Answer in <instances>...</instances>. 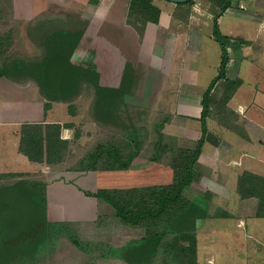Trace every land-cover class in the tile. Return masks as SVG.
Here are the masks:
<instances>
[{"label":"rangeland","instance_id":"obj_1","mask_svg":"<svg viewBox=\"0 0 264 264\" xmlns=\"http://www.w3.org/2000/svg\"><path fill=\"white\" fill-rule=\"evenodd\" d=\"M239 1L245 9L240 10L237 0H231L232 12L231 14L228 13L222 20V25H220L222 31L226 32V28L233 27L234 23L239 26L238 21H248L240 18L244 14L260 12L264 9V0ZM71 12L73 13V11ZM217 12L218 9L210 0H194L189 8H185L184 13L172 12L171 25H177L178 27L183 26V24L184 26L189 25V27L200 25L203 29L200 51L196 55L188 56H185L186 53L183 51L180 55L184 61L185 58L187 60L184 62L183 69L187 63L190 64L189 60H193V65H190L194 67V72H189L185 77H183V72L180 73V69L177 68V62H180V53L178 55L174 53L173 42L164 43L162 47L152 48L151 44L158 43L156 36H153L149 38L148 44L146 43L144 46L137 45L136 49L133 50L134 54L130 56L133 51H128L123 41L116 37L114 39L116 45L129 56V61H131L125 71L126 76L121 89L116 96L118 103H114L113 106L109 107L111 115L108 118H103L99 122L101 124H99L92 112L94 88L88 83L82 82L79 84L77 94L66 102L67 108L64 109L65 113L62 112L63 116L67 115L65 119L72 126L69 131L70 144L67 148L66 158L62 161L63 163L55 165V169L61 172H77L75 170L79 167L82 156L86 155L98 143L116 144L120 150H123L122 156L126 157L129 150L123 149L126 141L123 132H125V127L129 126L136 129V132L130 130L128 133L132 143L135 138L136 140L140 138L141 145L137 156L130 162L129 168L126 171L122 170L123 172L115 178L114 181L119 186L117 189L126 190L128 186L133 185L135 187H159L163 182L166 183L169 180L167 175H171L169 154L163 156L165 159L160 163L149 160L151 155L154 154V145L158 140L155 131L156 126L164 123L162 128L164 138L162 140L165 145L172 143L174 147L178 145L180 149L192 150L200 138L201 124L199 120L195 122L194 118H189L192 113L190 111L191 107L177 110V94L180 93L165 91L173 90L178 84V86L183 87L185 93L195 97L200 96L199 98L202 99L203 92L218 74V65L221 60L219 46L213 42L214 40L210 39L212 21ZM176 15L181 16V18H188V20H186V23L176 20ZM191 16L192 19H189ZM76 17L75 19H40L42 25H37L32 30L37 35L42 27L47 31L54 30L55 27L57 29L64 26L65 23H70L69 30H80V24L76 20L79 19L80 21L82 19ZM219 18L216 21L217 25ZM8 22H10V18L0 17V31H2V27L8 25ZM245 23H242L241 26L245 36L254 37L255 28ZM10 26L15 27L17 25L10 22ZM99 28V21H92L90 29H93V32H90L89 36L95 34L94 31L97 33ZM13 30L17 29L13 28ZM11 36L12 41L10 44H6L5 53L0 57V63L3 60L11 62L31 61L42 53L43 50L37 48L32 33H13ZM257 36L259 42L256 47L258 51L256 55L262 54V50H264V32L258 33ZM56 38H59V36ZM152 38L154 40L149 46ZM79 47L81 48L80 43L71 58L72 62L84 69L90 68L96 72L100 70L104 75V79H106L107 74H104L106 70L104 64L107 62V56L112 51L99 49L100 53L101 51L104 53L101 60L95 62L97 49L86 51L84 46L81 49ZM154 50L155 54H153ZM253 54L255 55V53ZM175 55L177 56L173 59ZM254 58H241L238 61L239 59L236 56L237 65L231 69V72L239 74L240 80L236 82V85H240L239 90L241 91L238 92L240 94L224 104L223 88L217 90L213 86L210 94H213L211 98L214 108L212 107L210 117L205 120L206 133L209 134L210 131L215 138H221L239 148L248 147L244 139L246 135H250V138H254L255 135V132L247 131L245 119L252 117L264 123V112H259L252 105L254 101L264 111V62H261V65L258 63L257 66L250 61ZM122 61H126L124 55L119 58L118 65H114L113 83L100 81L101 84L110 86L117 84V77L122 70ZM96 63L99 67H96ZM180 78L182 81H178ZM23 85L26 91H30L31 86L34 91L33 97H24L23 101L25 103H35L36 98H38L35 92L36 85L33 82L31 85L26 82ZM257 85L259 89H257ZM16 91L15 89L10 90V93L13 94L9 95L10 99L15 100V96L18 99L20 98L19 95H15L17 94ZM167 94H171L172 97ZM193 100L196 99L190 97L185 99L184 102L188 106H194ZM235 100H239L238 103H241V101L250 102L249 106L251 108L246 113L244 112L245 114L238 115L233 112L237 109ZM25 107L28 109L32 106ZM213 116L216 117V122L228 126L227 128L230 130L221 128L219 124L215 126L211 124ZM56 117H62V115L57 114ZM104 119L107 123H103ZM172 148L171 150L168 148L170 152H173ZM209 148H212V146L208 145L204 148L202 146L200 156H207ZM1 149L2 147H0V152ZM249 150L251 153L255 152L253 153L254 157L248 156L242 160L238 159L236 161L237 166L232 162L230 163V160L228 161L230 167L225 165L224 163L227 160H220L217 153L218 160L211 162L202 157L204 160L200 165L204 163L208 166L202 165L203 171L199 182L192 185L189 192L185 194L186 198L193 201L200 210L196 213L197 221L193 229L190 225L185 230V227H182L184 231L190 232L192 230L196 233L198 264H264V218L259 219L254 216L257 200L254 198L240 200L232 191L234 184L237 182V177L243 172H255L264 176V142L260 147L249 148ZM2 157L1 154L0 161ZM258 157L261 161H258ZM251 158L257 159L253 160ZM8 162L7 170H4L0 162V255L7 256V259L12 258L13 260L14 258V260L10 263L5 261L4 264H144L149 261V258L137 261L133 258L136 256L134 252L130 253V249L136 250V247L143 244L142 239L147 234H153L151 233L153 229L149 228L146 219L140 221L136 226L124 224L115 216L113 209L108 204L90 197L93 199L90 202V207L94 218L90 219L88 216V220H83V217H80V208H83V205L76 199H69L66 195L61 199L58 194H54V197L51 196V198L58 204L60 201L62 207L59 212L63 216L59 220L54 219L55 216L52 217V215L51 219L48 216L46 205L40 199L41 194H39L44 191L46 195V184L42 174L46 172L48 166L45 163L41 164L42 172L44 171L42 173L34 171L24 158H21V160L15 158L11 163ZM239 169L240 172L237 173ZM129 170L131 171L127 172ZM215 172L216 175L213 177L212 175ZM79 176L81 175L73 174L70 181L72 182L71 185L77 181L76 178ZM86 179L85 181L82 180L84 183L82 186L86 189L81 192L88 197L84 192L91 193L89 190H92L94 193L100 189L97 186L93 189L94 184L92 185L91 180ZM62 180L64 182L67 179L64 177ZM212 180L223 186L220 195L210 194L209 191L212 188L210 181ZM206 194H209L208 200H205ZM195 197H199L201 202L197 199L194 200ZM201 211L207 213L209 218L202 220ZM223 212L227 213L228 217H223ZM78 217L80 219H77ZM180 222L183 221L178 220L177 223ZM59 223L62 225L65 223L69 227L62 226L58 228L57 224ZM161 223L162 225H168L165 216ZM168 227L170 230L179 228V226L175 228L170 225ZM172 236V233L166 234L165 241L162 242H167ZM162 242L160 241L156 246V256L151 264H186L185 260H182V263L171 253H164L161 248Z\"/></svg>","mask_w":264,"mask_h":264},{"label":"crops","instance_id":"obj_2","mask_svg":"<svg viewBox=\"0 0 264 264\" xmlns=\"http://www.w3.org/2000/svg\"><path fill=\"white\" fill-rule=\"evenodd\" d=\"M152 4L157 7L160 10V15H159V20L157 25H153L151 23L146 24V26L142 29V36L140 37L139 34L137 33L136 29L127 23V13H128V8H129V3L130 0H0V17L1 18H10V22L15 23L17 26L11 27L10 22H8V25L5 27H2V31L0 36L1 37H6L8 39L7 44H10L12 41V34L13 33H23V34H29L32 33L35 38V43L37 48L44 50L48 45L51 43L46 42L43 38L37 37L35 34L36 32L32 30L35 28L37 25L39 26L42 24L40 22V19H57V18H68V19H75L76 18H81L82 20L78 21L81 29H73L69 30V24H63L64 26H60L59 28L54 30L56 32L62 31L65 35H68L70 38L67 48L70 50L72 49V44L73 42L71 41L72 34L75 33H80V38L78 40V43L75 45L73 48L74 51L71 54V58L73 54L76 51L77 45L80 43L81 48L84 46L86 51L87 50H96L97 49V56L95 57V62L100 61L103 53L99 51V49H106V50H111V54L107 56V62L104 64V67L106 68L105 73L107 76L104 79V75L100 70H97L96 72L98 74V84L100 87L106 88V89H111L110 93L113 96V101L114 103H118V100H116V96L118 95L119 90L121 89V80H122V75L125 70V67H129L131 64V61H129V56L125 54L123 51L120 50V48L116 45V42L114 39L117 37L121 41H123L125 47L128 49V51H133L136 49L137 45H145L150 37L156 36V39L158 40V43L154 42L151 44V47L157 48V47H162L164 43H172L174 44V49L177 55L179 54L180 57V62H177L178 65V70L180 69V73L183 72V77L187 76L189 72H194V67L191 66L190 64L193 65V60H189L190 64H186V67H184V62L187 61L185 58V61L182 59L181 53L184 51L186 53L185 56L188 55H196L201 48V42L203 40V37L201 35L202 28L199 25L189 27L187 26H177V25H171V15L173 14L172 12L176 11L177 13H184L186 7H177L176 4L169 3L167 1H162V0H151ZM231 2V0H230ZM240 10H244V6L242 5L241 1L237 0ZM73 11V13L71 12ZM231 7H229L223 14L220 16L218 20V28L219 31L222 35L228 37L229 40V45H227V53L229 57V62L226 67V72L225 76L223 79L219 80L215 85L214 89H222L224 91L223 95V103L226 104L228 103L231 99H235L237 94H240V85H236V82L240 80L239 74H233L231 72V69L235 67L237 64V60L235 59L236 56L240 61L241 58L245 59L247 57H255L252 61L258 66L261 65V62H264V50H262V54H257L258 52L256 47L258 45L259 40L258 38V33L264 32V9H262L260 12H254V13H248L244 14L242 19H246L248 21L242 20L238 21L239 26H236L234 23L233 27L229 26L226 28V32L222 31L221 26L222 25V20L224 17L229 13L231 14ZM75 16V17H74ZM173 17V16H172ZM176 20L183 21L186 23V20L188 18H181V16L176 15L175 16ZM174 18V19H175ZM189 19H192V16L189 17ZM84 20V21H83ZM94 20H98L100 23V28L97 31H94L95 34L92 36H89L90 32H93V29H90L91 22ZM246 22V25L253 26L255 28V36H245V32L243 31V28L241 29L242 23ZM190 20V24H191ZM68 25V26H67ZM25 26V27H23ZM187 27V28H186ZM13 28H16L17 30H13ZM21 28V29H20ZM24 28V29H23ZM92 28V27H91ZM45 30V29H44ZM43 28L40 29L38 33L45 34L47 30L44 32ZM52 30H48V32H51ZM35 32V33H34ZM11 33V35H10ZM10 35V36H9ZM211 40L213 41L214 38L212 37V34H210ZM155 38V37H154ZM154 38L151 39V42H153ZM155 39V40H156ZM215 42V40L213 41ZM216 43V42H215ZM148 44V43H147ZM159 46H158V45ZM217 44V43H216ZM83 45V46H82ZM96 48H94V46ZM103 45V46H102ZM153 45V46H152ZM218 45V44H217ZM79 47V49H81ZM116 49V50H114ZM151 49V48H150ZM84 50V49H82ZM153 50V49H152ZM116 54H115V53ZM173 53V55H174ZM255 53V55L253 54ZM134 54V51L130 56ZM153 54H155V50L153 51ZM123 55L126 57V61H122L121 63V73L117 77V84L114 86L110 85H105L101 84V82L108 81L112 82L114 79V70L115 66L118 65V60L119 58L123 57ZM175 55L173 59L177 56ZM239 55V57H238ZM153 57V55H151ZM70 58V61L72 62ZM178 58V57H177ZM256 59V60H255ZM112 60V62H111ZM183 60V63H182ZM236 60V61H235ZM262 60V61H261ZM258 61V62H257ZM73 63V62H72ZM252 63V64H253ZM96 67H99L98 63H96ZM219 67V65H218ZM182 70V71H181ZM100 74V75H99ZM179 75V74H178ZM177 75V78H178ZM241 75V74H240ZM178 79V81H180ZM242 80V79H241ZM182 81V80H181ZM31 83L33 82L37 89H36V94L38 98H36L35 103H25L23 101L24 97L31 98L34 95V91L32 86L30 87V91H26L24 87V83ZM31 82V83H30ZM191 82V81H188ZM243 88V87H242ZM11 89L17 90L15 95H19V99L17 96H15V100L10 99L9 95H13L10 93ZM188 89V88H186ZM257 89L258 85H257ZM206 91V90H205ZM204 91V92H205ZM216 91V90H215ZM165 92H174V93H180L179 95L177 94V110H184V109H189L188 107H191L192 113L190 114L191 117L189 118H194L195 122H198L200 118V113H201V98L200 96H193L190 94H187L184 92L183 87L181 85L178 86V84L173 88V90L165 91ZM203 92V94H204ZM203 94L201 97H203ZM172 97L171 94H167ZM166 95V96H167ZM213 94H210V97H212ZM0 147H2L0 155L2 154L3 157L1 158V165H3L4 170H7L8 167V161L10 163L12 160L15 158H24L27 160L29 166L33 168V170L42 172L41 169V164H44L45 162L42 163H37L33 162L27 159L26 156H24L19 147H20V140H21V129L24 124H41V125H59L60 130H59V139L62 141L67 142V147L63 150V159L66 158V152L67 148H69V131L71 127L65 128V125H71L70 122L66 121L65 117L67 115L63 116L62 112H64V109L67 108L66 102H62L59 100L55 101H50L44 98V96L41 94V91L38 87V85L33 81V80H11L6 77H1L0 78ZM192 97L194 101V106H188L184 101L185 99H189ZM227 98H229L228 101H225ZM235 100L237 103V109L233 112L236 114L243 115L248 111L251 107L249 106V103ZM45 104L48 105V108L45 109L44 106ZM193 104V103H192ZM212 98L210 101V107H209V115L210 111L212 110V107L214 108V105L212 104ZM32 106L30 108H26L25 106ZM252 105L257 108L259 112H264L262 111L260 106H257L254 101L252 102ZM226 106V105H225ZM58 112V113H57ZM245 112V113H244ZM39 113V115H38ZM41 113V116H40ZM65 113V112H64ZM57 114H61L62 117H56ZM208 115V117H210ZM198 118V119H196ZM240 119V117H238ZM211 120V118H209ZM246 126H247V131H252L255 132V135L253 136L254 138H250V135L245 136V143L248 144V147L239 148L238 146H235L234 144L227 143L226 141L222 140L221 138L217 139L215 136H213L212 133L209 134L206 133L205 137V143L203 145V148L210 145L212 148H209V153L207 156H199L198 163L201 164L203 162V158H207L209 162L218 160V156H220V160L224 161L227 160L225 165L229 166L228 161L230 160V163L232 162L233 164H236V161L238 159L242 160L245 157H254L255 152L251 153L249 148H258L262 145V142H264V123L259 122L256 120V118L252 117H247L246 119ZM216 117L213 116V120L211 124L214 126L216 124H219V126L223 129L230 130L227 128L228 126L216 122ZM200 122V121H199ZM215 122V123H214ZM167 125V124H166ZM223 126V127H222ZM245 126V125H244ZM243 126V128H244ZM201 131V129H200ZM254 140V141H253ZM256 140V141H255ZM211 151V152H210ZM217 153V154H216ZM237 155V156H236ZM21 156V157H20ZM83 155L82 157H84ZM203 157V158H202ZM253 160H256L257 158H251ZM62 161L60 162H53L51 164L45 163L48 167H46V172H42L44 176V183L46 184V207L48 210V216L49 218L52 219H59L61 220V214L59 212L60 208L62 207L60 201L59 204L52 199L54 197V194H58L59 197L62 199L64 195H66L69 199H76L78 202L83 205V208L81 209V216L83 217V220H88L93 219V211L91 212V203L92 198L86 197L81 191L86 188H84L82 185L84 184L82 180H91V184L93 189H95V186H97L98 189L100 190H120L117 189L119 186L117 185V182L114 181L115 178L119 176L123 171H91V172H61L60 170H56L54 167L55 165L63 163ZM258 161H261V159L258 157ZM203 166H208L207 164H202ZM202 165H200L202 167ZM51 166V167H49ZM237 166V164L235 165ZM230 167V166H229ZM243 170V169H242ZM126 171V170H125ZM131 170L127 171L130 172ZM237 171V170H236ZM240 172V169L237 171V173ZM252 172V171H250ZM80 174L81 176L76 178V182L73 184L76 185H71V177L73 174ZM88 173V174H87ZM255 175V172H252ZM170 176L167 175V178L169 180L166 183H162V185H168L171 183L172 179V171H170ZM83 175V176H82ZM216 175V172L213 173V177ZM77 176V175H76ZM115 176V177H114ZM261 176V175H258ZM65 177L64 182H62L63 178ZM75 177V176H74ZM73 177V178H74ZM114 177V178H113ZM264 177V176H262ZM171 178V179H170ZM75 179V178H74ZM212 188L210 189V194H221V189L222 185H220L217 182H214V180L210 181ZM236 184V183H235ZM234 184V189L232 190L233 193L236 195V186ZM142 187H150V186H142ZM140 187H135L133 186H128L127 189H132V188H142ZM92 192V190H89ZM88 192V191H87ZM213 192V193H212ZM95 193V192H94ZM52 196V198H51ZM237 196V195H236ZM67 199V198H66ZM63 201V200H62ZM243 202V201H242ZM255 203V207H256ZM53 215V216H52ZM47 216V217H48ZM52 216V217H51ZM89 216V217H88ZM255 216V215H254ZM66 218V216H64ZM63 217V218H64ZM78 217L77 219H80ZM82 219V218H81ZM89 219V220H90Z\"/></svg>","mask_w":264,"mask_h":264},{"label":"trees","instance_id":"obj_3","mask_svg":"<svg viewBox=\"0 0 264 264\" xmlns=\"http://www.w3.org/2000/svg\"><path fill=\"white\" fill-rule=\"evenodd\" d=\"M210 2L218 9L212 21L211 34L219 46L221 60L218 74L211 81L201 99L200 138L192 150L180 149L178 145L174 147L172 143L164 144L162 140L164 138L162 134L164 123H160L155 128L158 140L154 145V154L151 155L149 160L160 163L165 159L163 156L169 154V168L172 171L171 183L159 187L98 190L95 193L84 192L88 197L108 204L113 209L115 216L124 224L136 226L140 221L146 219L149 228L153 229L151 232L153 234H147L142 239L143 244L136 247V250L130 249V253L132 254L133 251L136 255L133 258L137 261L149 258V261L144 264H151L156 256V246L160 241H165L164 237L168 233H172L173 236L167 242H162L163 252L171 253L178 260H185L186 264H198L196 233L192 230L190 232L184 230L189 225L191 229L195 227L196 213L200 210L193 201L186 198L185 194L189 192L192 185L199 182L202 176L203 168L198 163V159L201 147L205 143V120L209 115L210 92L213 86L224 78L229 62L227 45H229L230 39L220 33L216 21L230 7V0H210ZM192 3L193 1L176 4V6L189 8ZM159 15L160 10L152 4L151 0H130L127 23L132 25L141 37L142 29L146 24H158ZM63 34L62 31L56 32L55 30L47 31L45 34L37 33V37L43 38L51 44L42 51L39 57L31 61L11 62L3 60L0 63V78L33 80L38 85L44 98L50 101L59 100L62 102H68L77 94L80 83H88L94 88L92 112L96 122L99 123L103 118H108L111 115L109 107L114 105V98L110 93L111 89L99 86L96 71L90 68L84 69L70 61L71 54L74 51L73 48L80 38V33L72 34L71 41L73 44L70 50L67 48V42L70 38L68 35L63 36ZM58 36L59 38H56ZM7 42L6 37L0 36V57L5 53ZM127 67L123 72L121 84H123L126 76ZM228 100L229 98L225 101ZM44 108L47 109L48 105L45 104ZM103 123H107L106 120ZM69 127L71 125H65V128ZM59 130V125L24 124L21 129L19 147L21 153L28 160L37 163L51 164L62 161L63 150L67 147V142L59 139ZM130 130L136 132L134 127L129 126H126L125 132H123L126 138L123 149L129 150L126 157L122 156L123 150H120L116 144L98 143L79 161V167L75 171H122L128 169L130 162L137 156L141 145L140 138L137 140L135 138L136 141L134 140L133 145L128 134ZM168 148L170 150L172 148L173 152H170ZM39 194H41L40 199L45 205V192L42 191ZM236 195L240 200L256 199L255 217L264 218V177L243 172L237 177ZM208 196L209 194L205 195V200H208ZM195 199L201 202L199 197H195ZM201 212L202 220L209 218L207 213ZM222 214L223 217H228L227 213L223 212ZM164 216L168 225H162L161 223ZM178 220L183 221L180 222L182 224L177 223ZM57 225L58 228L62 226L69 227L65 223ZM169 225L175 228L179 226V228L170 230ZM182 227H185L184 230H182ZM5 259H7V256L0 255V264H4L5 261L10 263L14 260V258L13 260L12 258Z\"/></svg>","mask_w":264,"mask_h":264},{"label":"water","instance_id":"obj_4","mask_svg":"<svg viewBox=\"0 0 264 264\" xmlns=\"http://www.w3.org/2000/svg\"><path fill=\"white\" fill-rule=\"evenodd\" d=\"M165 1L172 3V4H185V3H188L194 0H165Z\"/></svg>","mask_w":264,"mask_h":264}]
</instances>
